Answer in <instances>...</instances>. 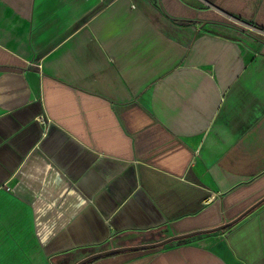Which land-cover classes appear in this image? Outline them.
<instances>
[{"label": "crops", "instance_id": "crops-1", "mask_svg": "<svg viewBox=\"0 0 264 264\" xmlns=\"http://www.w3.org/2000/svg\"><path fill=\"white\" fill-rule=\"evenodd\" d=\"M261 200L264 0H0V264H264Z\"/></svg>", "mask_w": 264, "mask_h": 264}, {"label": "water", "instance_id": "water-1", "mask_svg": "<svg viewBox=\"0 0 264 264\" xmlns=\"http://www.w3.org/2000/svg\"><path fill=\"white\" fill-rule=\"evenodd\" d=\"M263 201L264 200H261L256 206L261 204ZM243 216H245V215H243ZM243 216H240L239 218L232 220L230 222L221 224L220 226H217L215 228H210V229H205V230H196V231H191V232L183 233V234H175L171 237H168V238H165L161 241H157V242H153V243L141 244V245L130 246V247L113 248V249H109L106 251L98 252V253L89 255V256L81 259L76 264H87L89 262H92L93 260L103 258V257H107L110 255L123 253V252L156 250V249H160L162 247H165L167 245L175 244L177 242H181V241L188 240V239H194L198 236L221 232V231L231 227L235 223H237L241 219V217H243Z\"/></svg>", "mask_w": 264, "mask_h": 264}, {"label": "rangeland", "instance_id": "rangeland-1", "mask_svg": "<svg viewBox=\"0 0 264 264\" xmlns=\"http://www.w3.org/2000/svg\"><path fill=\"white\" fill-rule=\"evenodd\" d=\"M160 235L161 234L158 231L151 232L149 234H146V235H143V236L138 237L139 238L138 241H140L139 243H143V242H153V241H156L160 237ZM135 238H137V237H134L132 235L116 236L112 240L113 243L111 242L112 245L111 246H105L104 248L114 247L113 244L122 245L124 243H130V242H133L135 240ZM86 253H88V252H86ZM86 253L85 254H82V255H87Z\"/></svg>", "mask_w": 264, "mask_h": 264}, {"label": "flooded vegetation", "instance_id": "flooded-vegetation-1", "mask_svg": "<svg viewBox=\"0 0 264 264\" xmlns=\"http://www.w3.org/2000/svg\"><path fill=\"white\" fill-rule=\"evenodd\" d=\"M130 246H136V245H124V246H120V247H109V248H103V249L100 250V251H97V252H91L90 255L95 254V253H98V252L106 251V250H109V249H113V248L130 247ZM132 252H140V251H132ZM123 253H131V252H123ZM119 254H120V253H119ZM88 256H89V255H88Z\"/></svg>", "mask_w": 264, "mask_h": 264}, {"label": "trees", "instance_id": "trees-1", "mask_svg": "<svg viewBox=\"0 0 264 264\" xmlns=\"http://www.w3.org/2000/svg\"><path fill=\"white\" fill-rule=\"evenodd\" d=\"M148 251V250H147Z\"/></svg>", "mask_w": 264, "mask_h": 264}]
</instances>
